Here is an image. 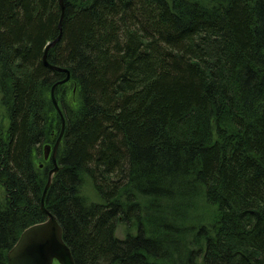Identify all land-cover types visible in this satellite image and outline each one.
I'll use <instances>...</instances> for the list:
<instances>
[{"label": "trees", "instance_id": "1", "mask_svg": "<svg viewBox=\"0 0 264 264\" xmlns=\"http://www.w3.org/2000/svg\"><path fill=\"white\" fill-rule=\"evenodd\" d=\"M63 2L46 57L76 98L55 89L45 207L74 263L264 264V0ZM59 16V0H0V264L46 218Z\"/></svg>", "mask_w": 264, "mask_h": 264}, {"label": "water", "instance_id": "2", "mask_svg": "<svg viewBox=\"0 0 264 264\" xmlns=\"http://www.w3.org/2000/svg\"><path fill=\"white\" fill-rule=\"evenodd\" d=\"M60 16L58 19V35L44 48L42 62L52 70L64 72V76L55 81L50 88V99L54 108L60 116L59 133L53 144L45 143L42 146V159L44 162L51 161L52 167L47 172L46 182L43 186L40 197V210L46 218L40 222L26 226L18 235L15 243L8 249L7 264H75L70 247L63 240L62 227L55 216L45 207V196L52 180L59 170L57 162V151L61 144L65 128V117L56 99L55 89L58 85L71 80L70 71L66 67L51 64L48 62L47 50L53 46L62 33V22L64 17V2L59 0ZM76 91V84L73 83V92ZM42 166V162L38 163Z\"/></svg>", "mask_w": 264, "mask_h": 264}, {"label": "rangeland", "instance_id": "3", "mask_svg": "<svg viewBox=\"0 0 264 264\" xmlns=\"http://www.w3.org/2000/svg\"><path fill=\"white\" fill-rule=\"evenodd\" d=\"M65 88V89H64ZM61 89H64L62 91L63 95V99L64 101H66L70 106H72V103H75V98H76V91L73 92V86H71L70 83H67L64 87H62ZM57 98H59V96L56 94ZM6 110L3 107V105L1 104V100H0V122H2L3 124L7 123V118H6ZM88 180V179H86ZM89 183H86V186L83 187V194H85L87 197L91 198L92 200H94L95 194L92 192ZM190 205V204H189ZM199 205V204H197ZM191 207L193 208L194 211H189L188 212V208L186 210H184V212H188L187 213V217H194L196 214L199 215V217L202 219V216L205 214V211L209 209L206 208L205 206L202 208L201 206H199V208H195L193 205H191ZM184 223H186V221H183ZM182 222V223H183ZM131 231H134L133 229ZM127 232V226L123 225L122 223L118 224L117 230H116V234L119 237L124 236V234Z\"/></svg>", "mask_w": 264, "mask_h": 264}, {"label": "bare ground", "instance_id": "4", "mask_svg": "<svg viewBox=\"0 0 264 264\" xmlns=\"http://www.w3.org/2000/svg\"><path fill=\"white\" fill-rule=\"evenodd\" d=\"M49 211V210H48ZM50 212V211H49ZM52 213V212H51ZM53 214V213H52ZM54 215V214H53ZM46 216V215H45ZM55 216V215H54ZM56 218V217H55ZM57 220V219H56Z\"/></svg>", "mask_w": 264, "mask_h": 264}]
</instances>
